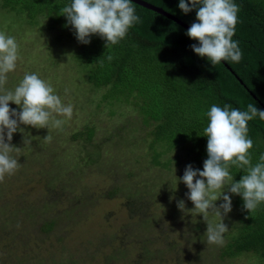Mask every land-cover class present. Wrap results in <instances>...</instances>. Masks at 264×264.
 Listing matches in <instances>:
<instances>
[{
	"label": "rangeland",
	"instance_id": "1",
	"mask_svg": "<svg viewBox=\"0 0 264 264\" xmlns=\"http://www.w3.org/2000/svg\"><path fill=\"white\" fill-rule=\"evenodd\" d=\"M42 21L5 10L0 0V32L15 37L20 56L4 88L36 73L73 106L71 119L57 117L61 128L20 124L23 131L13 133L11 145L20 150L11 155L21 167L0 182V264H257L246 255L221 258L237 209L232 204L223 218L224 243H208L207 224L219 218L209 213L205 220L188 199L183 165L175 162L182 164L181 151L163 156L167 166H153L149 130L137 111L108 107L102 92L82 86L85 67L72 57L75 46ZM223 194L232 201L227 188ZM214 203L219 207L222 197Z\"/></svg>",
	"mask_w": 264,
	"mask_h": 264
},
{
	"label": "trees",
	"instance_id": "2",
	"mask_svg": "<svg viewBox=\"0 0 264 264\" xmlns=\"http://www.w3.org/2000/svg\"><path fill=\"white\" fill-rule=\"evenodd\" d=\"M142 1L188 27L197 22L199 6L185 14L178 7L180 0ZM70 3L71 0H2V7L17 11L29 21L41 17L46 21L44 29L70 39L69 43L75 46L72 57L85 67L82 86L102 92L100 99L108 107L129 104L140 115V123L149 130L146 150L153 166H167V161L160 162L163 156L180 150L182 164L178 163L179 158L175 161L178 167L183 165L185 171L190 164L203 170V162L208 158L203 130L212 105L230 104L244 111L252 103L264 110V0H234L240 10L233 40L239 42L243 56L239 63L223 61L230 70L221 63L213 66L207 57L195 54L191 45L199 46L198 41L189 38L182 27L134 3L141 23L133 25L118 44L105 47L106 40L98 34L91 35L90 43L83 44L61 12ZM109 55L113 57L111 61L107 59ZM248 129L255 165L264 154V121L256 117L248 122ZM84 133L89 140L93 130L87 128ZM230 172L233 182L246 174L235 166ZM232 196L237 214L221 258L246 255L257 264H264V202L254 212H248L242 197ZM44 227L43 231L50 229Z\"/></svg>",
	"mask_w": 264,
	"mask_h": 264
},
{
	"label": "clouds",
	"instance_id": "3",
	"mask_svg": "<svg viewBox=\"0 0 264 264\" xmlns=\"http://www.w3.org/2000/svg\"><path fill=\"white\" fill-rule=\"evenodd\" d=\"M197 6V22L192 23L186 33L198 41L199 46L191 45L192 51L207 57L213 66L229 60L239 63L243 53L239 42L233 40L239 5L234 0H188L187 3L180 0L178 5L185 14ZM61 12L75 29L77 40L83 44L90 43V36L98 34L106 40L105 47L116 45L133 25L141 23L132 0H71ZM19 59L15 37L0 32V182L21 167L18 158L11 155L14 150H20L11 145L13 133L23 131L20 124L38 129L61 128L65 121L57 117L71 119L73 114V106L65 105L53 86L36 73H25L14 90L4 88L7 74L16 69ZM107 59L111 61L113 57L109 55ZM9 102L20 106L21 110L17 112L10 108ZM206 115L208 124L203 131L207 137L208 158L203 162L202 171L187 165L180 179L189 190L186 195L194 209L205 220L209 213L219 218L215 226L207 224L206 233L208 243L222 245L223 234L228 231L223 218L232 205L230 196L223 194L224 189L240 195L248 212H254L264 202V154L259 157V162L252 164L253 141L248 137V122L256 117L264 121V110L252 103L244 111L230 104L223 107L214 104ZM43 139L52 141L50 135ZM23 142L28 146L31 144V140ZM233 166L246 173L238 182H233L230 172ZM221 197L223 203L217 207L214 202ZM178 208L185 209L183 200L178 201Z\"/></svg>",
	"mask_w": 264,
	"mask_h": 264
},
{
	"label": "water",
	"instance_id": "4",
	"mask_svg": "<svg viewBox=\"0 0 264 264\" xmlns=\"http://www.w3.org/2000/svg\"><path fill=\"white\" fill-rule=\"evenodd\" d=\"M132 2L144 9H147L149 11H152L174 23H176L178 26L182 27L185 31H187L189 29V27L187 25H185L184 23H182L181 21H179L178 19H176L175 17H173L172 15L166 13L165 11H163L162 9L158 8V7H155L153 5H150L142 0H132ZM221 64L224 65V67H226L228 70L229 67L223 62L221 61ZM233 76H235L233 73H232ZM240 82V81H239ZM241 83V82H240ZM242 84V83H241ZM254 99H256L254 96H253Z\"/></svg>",
	"mask_w": 264,
	"mask_h": 264
}]
</instances>
